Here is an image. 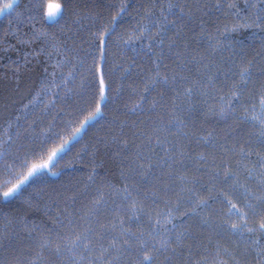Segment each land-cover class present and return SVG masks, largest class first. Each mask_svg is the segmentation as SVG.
Wrapping results in <instances>:
<instances>
[{
    "label": "trees",
    "instance_id": "obj_1",
    "mask_svg": "<svg viewBox=\"0 0 264 264\" xmlns=\"http://www.w3.org/2000/svg\"><path fill=\"white\" fill-rule=\"evenodd\" d=\"M57 2L55 19L51 0H0V156L28 170L69 141L0 192V264H137L141 233L172 238L156 264H242L246 231L228 222L259 231L264 219V0ZM113 17L101 63L96 33ZM101 70L110 100L72 139ZM198 198L208 206L193 213Z\"/></svg>",
    "mask_w": 264,
    "mask_h": 264
},
{
    "label": "snow or ice",
    "instance_id": "obj_2",
    "mask_svg": "<svg viewBox=\"0 0 264 264\" xmlns=\"http://www.w3.org/2000/svg\"><path fill=\"white\" fill-rule=\"evenodd\" d=\"M8 7L11 8L12 5H9ZM125 7L126 6L122 5L120 7V12H124ZM172 7H173L172 5H169L170 10ZM175 7H179V6L176 5ZM230 7H233V5H230ZM60 8H61L60 5L55 6V10L57 12L60 10ZM181 11H183V10L181 9ZM0 12H2V10H0ZM53 14H54L53 13V6L48 5L47 15L49 17H51ZM149 15H151V14L149 13ZM29 18H31V17H29ZM165 19H167V17H165ZM115 20H116V17H113L112 23L108 27L103 28V29H101V31L96 33L97 49H98L99 59H100L101 63L105 59V52H106V39L105 38L111 39V37L115 35V28H116ZM257 21L260 22L261 24H264V20H261L260 17H257L256 21H254V23ZM171 23L175 24V21H171ZM245 26H250V25H240V27H245ZM161 27H163V25H161ZM145 31H148L147 27L145 28ZM141 35H143V33H141ZM148 47L149 48L152 47L151 42H149ZM157 68H159V64H157ZM262 71H264V69H262ZM239 75H240V84L247 85V83L249 82V79L251 77V66L249 65V66L242 67ZM167 79H168V77L165 76L164 81L166 82ZM234 87H236L237 90L232 93L231 99L226 103V108L228 109L229 113L237 110L236 105L240 102V97L242 94V89H239L238 86H234ZM191 91L192 90L189 88L188 92H191ZM106 100H110V89H109V86L105 83L104 74H103V71L101 70L99 78H98V84L96 86V93H95V96L93 97L92 110L79 123V126L75 128V130H74L75 135L72 137V139H75L76 136H78L82 131H84L86 126L89 123H91V122L97 120V118L101 117V115L104 113L105 108L107 106L105 103ZM260 104L262 106V112H264V96L261 97ZM253 107H255V106H253ZM252 119H256V117L253 116ZM261 124L264 125V120H261ZM262 135H264V133H262ZM68 142L69 141H65V143L60 145L59 149L53 151L48 156V159L46 162L41 163V164H33L28 169L27 174L24 175L22 179L18 180L11 187H9L6 191H4L2 193V195L4 197L13 196L15 193H17V191L21 188V186L26 181L29 180L30 177H33L37 173L42 172L43 169H50L54 158L57 156L58 152L62 151L66 147ZM250 154L251 153H248V155H250ZM262 159H264V157H262ZM55 174L56 173H53V175H55ZM262 176H264V172H262ZM89 178L91 179V177H89ZM230 178L236 179V176L234 173L231 172L230 169H228L224 172V179L228 180ZM225 200L227 201L228 204L231 205V207L229 208V212H231L233 209H236L238 214H240L244 217H247L248 213L242 212L240 209H238L237 205L235 203H232V201L226 195H225ZM207 206H208V200L203 199V198H198L197 202L195 203L194 207L192 208V212L195 213L197 211V209L206 208ZM132 207L135 209L137 207V205L133 204ZM177 211H179L178 205H177ZM189 215H190V213L188 211H184L182 213V216H189ZM168 218H169L168 222H170L171 213L168 214ZM156 223L159 224L160 221L157 220ZM221 226H223V225H221ZM228 226L233 231H241V234H243L244 231H246L248 233L254 232V229L252 227L248 226L247 219L244 220L243 226H238L236 223H231V222H228ZM175 227H176V225L173 224V228H175ZM259 231L262 234H264V219H262L259 223ZM181 235L182 234L177 235V237H176L177 241H179L181 239ZM79 241H80V237L78 236L76 238V242H74L70 245V247L73 249L74 252H75V249L77 248ZM157 241L159 243V248H157V243H156ZM113 243H115V241H113ZM124 243L127 244L129 248L133 247V244H132L131 240H129V239H125ZM257 243H259V241H257ZM138 244H139V247L141 249H143L144 251L141 252L142 259H140L137 262V264H146V262H150V264H156L155 257L151 253L155 252V251H159L160 249L171 247L172 238L169 237L168 239H164V237L159 236L158 234L150 235L148 238H145L144 234L141 233L140 237L138 238ZM149 249L151 251H149ZM57 251H59V246H57ZM109 264H111V262H109Z\"/></svg>",
    "mask_w": 264,
    "mask_h": 264
},
{
    "label": "rangeland",
    "instance_id": "obj_3",
    "mask_svg": "<svg viewBox=\"0 0 264 264\" xmlns=\"http://www.w3.org/2000/svg\"><path fill=\"white\" fill-rule=\"evenodd\" d=\"M57 1L58 0H51V3L53 4L52 6L54 13L52 17L55 19L58 17V12L55 10V6L58 5ZM11 157L12 158H8L6 154L3 157L0 156V192L1 193L6 191L18 180L22 179V176L28 171L25 170V168H27L25 165H22L21 163L19 164L15 157L13 156ZM44 170L45 169H43L42 171ZM244 238H248V239L242 240V245H241V248L243 250L242 254L245 255V257L242 259L243 260L242 264H264V234L254 229V232L252 233L246 232ZM257 241H259V243H257Z\"/></svg>",
    "mask_w": 264,
    "mask_h": 264
},
{
    "label": "clouds",
    "instance_id": "obj_4",
    "mask_svg": "<svg viewBox=\"0 0 264 264\" xmlns=\"http://www.w3.org/2000/svg\"><path fill=\"white\" fill-rule=\"evenodd\" d=\"M6 7L9 6V5H5Z\"/></svg>",
    "mask_w": 264,
    "mask_h": 264
},
{
    "label": "flooded vegetation",
    "instance_id": "obj_5",
    "mask_svg": "<svg viewBox=\"0 0 264 264\" xmlns=\"http://www.w3.org/2000/svg\"><path fill=\"white\" fill-rule=\"evenodd\" d=\"M60 12V10L58 11V13Z\"/></svg>",
    "mask_w": 264,
    "mask_h": 264
}]
</instances>
